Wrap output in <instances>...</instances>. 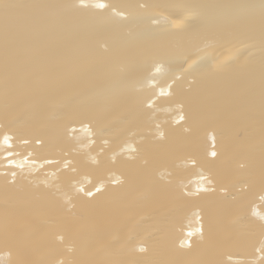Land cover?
Masks as SVG:
<instances>
[{
	"label": "bare ground",
	"instance_id": "6f19581e",
	"mask_svg": "<svg viewBox=\"0 0 264 264\" xmlns=\"http://www.w3.org/2000/svg\"><path fill=\"white\" fill-rule=\"evenodd\" d=\"M5 133L0 264H264L262 0H0Z\"/></svg>",
	"mask_w": 264,
	"mask_h": 264
},
{
	"label": "snow or ice",
	"instance_id": "6c2138e0",
	"mask_svg": "<svg viewBox=\"0 0 264 264\" xmlns=\"http://www.w3.org/2000/svg\"><path fill=\"white\" fill-rule=\"evenodd\" d=\"M262 3H264V0H262ZM96 7L98 8V9H105L106 7H108L105 3H103V2H100V3H97L96 4ZM116 14H120V13H116ZM161 69H160V67L159 66H157L156 68H155V71L156 72H159ZM160 95H167V93L166 92H164L163 90L160 92ZM148 106L149 107H151L152 106V101L150 100L149 102H148ZM185 119V117L183 116V115H181L180 117H179V120L180 121H183ZM25 143H27V141H24ZM36 143L37 144H39V143H41V141L40 140H37L36 141ZM0 144H3V145H5L6 146V150L7 149H11L12 148V137L9 135V134H7V133H5L4 135H3V138H2V140H0ZM131 151H135V149L133 148V149H131ZM8 156H12L13 155V153L11 152V151H8ZM211 155L213 156V157H215L216 155H217V153L215 152V151H213L212 153H211ZM25 159H27V158H25ZM48 163H51V161H47ZM193 163H195V161H193ZM21 167H22V165H21ZM13 176H15V173H13ZM119 181L117 180V179H113L112 180V183L113 184H116V183H118ZM102 187H103V185H101V186H99V187H96V192H100L101 190H102ZM80 191H84V189H79ZM86 195L87 196H89V197H91V196H93V192L92 191H87L86 192ZM142 251H143V249H141Z\"/></svg>",
	"mask_w": 264,
	"mask_h": 264
}]
</instances>
